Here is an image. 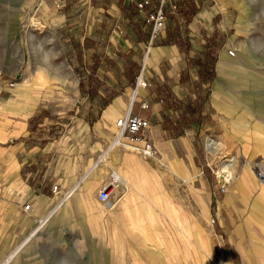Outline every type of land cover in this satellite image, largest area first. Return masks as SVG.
Instances as JSON below:
<instances>
[{
    "label": "crops",
    "instance_id": "obj_1",
    "mask_svg": "<svg viewBox=\"0 0 264 264\" xmlns=\"http://www.w3.org/2000/svg\"><path fill=\"white\" fill-rule=\"evenodd\" d=\"M213 8L203 7L188 26L178 18L176 30L166 18L146 58L144 77L151 85L135 89L146 10L137 9L135 0L41 1L39 20L54 43L28 68H46L45 75L26 71L20 81L24 93L9 86L12 80H0V264L8 258V264H26L27 259L32 264L41 255L32 241L39 242L42 220L59 201H84L88 184L101 188L115 170L139 164L136 148L142 140L124 136L122 144L113 142L116 119L131 102L132 112L149 121L137 137L155 146L158 170L163 165L190 178L196 156L192 144L202 135L216 136L224 145L232 141L235 151L259 153L256 144L245 147L236 134L258 125L264 131L257 114H242V99L236 96L240 84L223 82L228 86L220 93L221 110L212 102L218 94L213 85L221 81L217 64L226 50L218 51L212 80L201 79L196 61L210 44L201 30L212 27ZM175 9L170 5L168 14ZM223 59L229 68L235 63ZM181 116L187 124L180 123ZM52 185H57L55 193ZM238 190L219 201L212 229L222 240L210 246L219 252L209 264H264V240L256 235L264 233V207L252 208L261 193ZM237 200L243 208H237ZM210 210L215 211V203Z\"/></svg>",
    "mask_w": 264,
    "mask_h": 264
},
{
    "label": "rangeland",
    "instance_id": "obj_2",
    "mask_svg": "<svg viewBox=\"0 0 264 264\" xmlns=\"http://www.w3.org/2000/svg\"><path fill=\"white\" fill-rule=\"evenodd\" d=\"M41 1L43 0H0V80L6 81V84L12 80L15 83L13 90L22 89L19 82L24 79L26 71L35 69L38 76L45 75L46 68H28L32 60L41 61L43 48L48 51L54 43L48 36L47 28L39 20L37 9ZM176 4L173 14H168L167 8V18L175 24V30L178 28V18L188 26L203 7H214L217 12L213 13L212 27L208 26L205 31L201 30L207 43L210 40L218 45L213 65L216 58L218 59V51L232 50L234 55L229 53V56L239 58L240 65L236 70L228 69L227 72L242 75L250 81L256 79L261 84V87L258 85L246 87L239 83L236 96L241 97L242 104L244 101L242 114L249 116L257 114L258 119L264 121V0H178ZM240 10L244 16L240 14ZM216 25L219 27L216 28ZM206 33H209V36H206ZM144 34L146 39V31ZM178 37L182 39L179 35ZM28 74L30 76V73ZM242 122L244 124V121ZM258 126L250 129L248 134L243 130L241 134L236 133L243 140L245 147H251V143L256 144L259 153L255 154L235 151L232 141L224 145L216 136H197L192 144L196 156L190 178L163 165L160 166L161 170H158L152 161L144 158L137 150L140 158L139 166L136 167H140L137 169V173L140 174L138 178L140 192L133 185L120 184L109 188L107 202H100L97 199L100 187L87 183V190L92 188V198L99 201L97 203L99 207L104 208L108 203L118 201H124L129 206L128 211L117 218L119 224L116 225L117 229H122L125 233L124 248L119 250L107 244L105 246L107 258L97 255L99 264L215 262L219 249L210 246L222 240L212 229L215 228L221 198L235 192L236 189H239L240 193L254 195L261 193L260 201H254L252 208L256 212L264 207V191L261 189L264 187V180L257 174L258 166L264 167V131ZM208 137L218 140L221 144L218 154L206 151L205 140ZM230 156L236 158L233 177L243 176L241 178L243 181L246 175L243 173L248 171L256 185L249 181L240 187L236 186V179L227 182L217 176L218 163ZM223 186L225 190L222 189ZM92 198L82 201L85 213L94 212V206L90 205ZM213 203L214 212L210 210ZM70 204L73 202L70 201ZM235 204L237 208H243V202L237 200ZM81 210L78 207L72 208L70 215L76 218ZM47 217L42 220L44 225L36 235L39 242L32 241L35 250L41 254L34 257L32 264H98L95 259L92 263L89 255L91 251L96 252L94 246H86L83 249L82 237L71 225H67L57 235L59 242L53 240L52 232L49 230L52 217L46 222ZM102 224H105V219H102ZM256 235L264 240V233ZM9 260L8 258L2 264H8ZM25 263L30 264L28 259Z\"/></svg>",
    "mask_w": 264,
    "mask_h": 264
},
{
    "label": "bare ground",
    "instance_id": "obj_3",
    "mask_svg": "<svg viewBox=\"0 0 264 264\" xmlns=\"http://www.w3.org/2000/svg\"><path fill=\"white\" fill-rule=\"evenodd\" d=\"M240 14L243 15L241 10H240ZM238 22H237V28H238ZM227 53L223 52L221 54L220 61L217 64L218 70L221 71V78H220L221 81L217 82L215 84L214 90L218 91V94H216V95L214 94L212 97V102L216 105V107L219 110L222 109V105H221V102L219 99L220 93H222L224 91L225 86H228V85H225L226 83L227 84H229V83L233 84L234 81H236V83H242V84L246 85V87H255L257 85L258 86L261 85L258 82V80H256V79H251V81H250V80L245 79L242 75H236V74L228 73L227 72L228 69L236 70L240 64H239V60H238L239 58L236 59L235 57H231V55L229 56V52H227ZM233 55H234V53H233ZM224 57L229 58V60H233L235 62L231 68H229L227 66L226 62H224V59H223ZM222 80H227V81L224 84L222 82ZM246 90H248V89H246ZM20 91L23 93L26 92V90H24V89H21ZM256 99H258V98H256ZM249 102L251 103L252 100H250ZM243 104H244V101H243ZM258 135H259V133H258ZM263 138H264V136H263ZM115 144L120 145L122 143L116 141V142H114V145ZM123 145L125 148H127L129 150H134V146L126 145V144H123ZM219 145L221 146L219 141L215 140L211 137H208L205 140L206 151L211 152L213 154L219 153ZM259 149H260V147H259ZM137 166H139V165L130 166V167H128L127 170L126 169L125 170H123V169L119 170L118 169V170H115V172H113V173H114V175H116L119 178L120 184L127 185V186L133 185L136 188V190L138 192H140V190H138L139 189L138 188V184H139L138 178H139L140 174L137 173L138 172L137 169L140 167L136 168ZM235 166H236V158L234 156H230L229 158L222 160L218 163L217 168H216V174L221 179H224L227 182L232 181L233 179H236V181H235L236 186L241 187L242 185L246 184L249 181L251 183L255 184V182H253V180L249 176L248 171L243 173V174L246 173L243 181L241 180V178L243 176L240 178L239 177H233V170H234ZM257 174L259 177H261L264 180V167L258 166ZM261 189H262V191H264V187ZM91 190H92V188L88 189V190L87 189L83 190V192L87 193L88 199L92 198ZM228 195H229V193H228ZM229 199H228V202H229ZM73 203H75L78 206V208L82 209L81 213L79 212V214L76 218H73L70 216L69 210H70V205H72V204H70V200H68V199H65V201L64 200L59 201L57 206L54 208L53 212L47 217V220H49V217H52L51 218V228L49 230H50V232H52L51 234H52L53 240H57L59 242L60 240L57 238V235L60 234L65 229V227L67 225H71L73 227V229L75 228L77 233H80V235L82 237V241H83V245H82L83 249H85L86 246H88V247H90V245L94 246L96 252L92 253V251L90 250L91 252L89 253V255L91 257L90 259H91L92 263H94V259H95V261L98 264H99V262L96 259L97 255L100 254V255H103L105 258H107V250L105 249V246L107 244L112 245L115 249H119V250L124 248V246H125L124 245L125 233L122 229H117L116 225L119 224L117 218H119L123 212L128 211L129 206L127 205L126 202L118 201L116 203H108L107 207L101 208L97 205V203H99V201L93 200V198H92V202L90 203V205L94 206L93 207L94 208L93 213L92 212L91 213H85V210L83 209L84 204L82 201L73 202ZM102 219H105V224H102ZM101 264H104V262Z\"/></svg>",
    "mask_w": 264,
    "mask_h": 264
},
{
    "label": "built area",
    "instance_id": "obj_4",
    "mask_svg": "<svg viewBox=\"0 0 264 264\" xmlns=\"http://www.w3.org/2000/svg\"><path fill=\"white\" fill-rule=\"evenodd\" d=\"M177 1L178 0H135V6L137 9L146 10V39L144 42V56L140 68L135 76V89L146 88L151 85V82L144 77L146 58L165 28L168 6L172 5L175 7ZM229 53L233 55L232 50H229ZM13 85V81L9 82L10 87ZM115 124L117 126V132L113 142L118 141L122 143L121 139L124 136L130 137L132 140H142V146L136 148L139 154L152 162L155 159H159L158 152L153 143L148 138L137 137V133L141 128L149 126V121L145 117L132 112V102L130 103L125 115L117 118ZM118 185H120L119 178L112 173L109 182L104 184L98 190L97 199L100 202H107L109 200V188ZM222 189L225 190L224 186ZM52 191H57V185L52 186ZM28 208L29 203H26L24 205V209Z\"/></svg>",
    "mask_w": 264,
    "mask_h": 264
},
{
    "label": "trees",
    "instance_id": "obj_5",
    "mask_svg": "<svg viewBox=\"0 0 264 264\" xmlns=\"http://www.w3.org/2000/svg\"><path fill=\"white\" fill-rule=\"evenodd\" d=\"M177 7H178V4H176V8ZM209 43H210L209 48L206 49V51L203 54V57L199 58L196 62L200 68L201 79H208L209 81H211L214 76V72L212 70L213 62H214V53L218 45L214 42H211L210 40H209ZM134 86H135V79H134ZM184 119H185L184 116L183 117L181 116L180 123H182V125H185L188 123V121Z\"/></svg>",
    "mask_w": 264,
    "mask_h": 264
}]
</instances>
